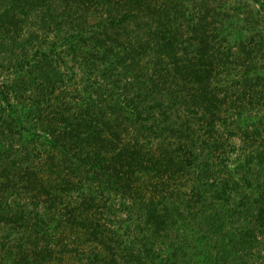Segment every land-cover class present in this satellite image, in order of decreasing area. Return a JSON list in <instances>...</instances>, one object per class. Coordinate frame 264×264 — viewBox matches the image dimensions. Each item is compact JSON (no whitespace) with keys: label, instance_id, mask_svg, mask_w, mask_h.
Instances as JSON below:
<instances>
[{"label":"trees","instance_id":"obj_1","mask_svg":"<svg viewBox=\"0 0 264 264\" xmlns=\"http://www.w3.org/2000/svg\"><path fill=\"white\" fill-rule=\"evenodd\" d=\"M183 1L0 0V66L14 74L0 75V264H183L171 236L192 217L224 228L251 212L264 226V27L222 49L221 11L203 0L187 19ZM112 37L122 49L96 63ZM88 40V97L68 105L54 85L78 68ZM120 67L126 83L105 103L95 74ZM39 71L48 112L20 97L35 92L28 79ZM169 79L184 84L165 87ZM183 116L202 134L184 138ZM199 158L175 197L171 171ZM199 231L210 259L213 237Z\"/></svg>","mask_w":264,"mask_h":264},{"label":"rangeland","instance_id":"obj_2","mask_svg":"<svg viewBox=\"0 0 264 264\" xmlns=\"http://www.w3.org/2000/svg\"><path fill=\"white\" fill-rule=\"evenodd\" d=\"M180 1L182 0H142L141 3L144 4V2H148L150 7L156 8L159 5L162 4L169 5V8L175 9L178 5H180ZM209 1V0H207ZM210 5H213L216 7L217 11H221L220 15L217 17L218 22L222 21L223 23V31L220 32L218 35V39L221 45L222 49H226L229 46H235L236 44H241V42L249 44L251 39H257L259 37L256 36L258 33L257 31L263 29L264 27V8L261 4V0H210ZM183 7L186 8V17L187 19H190L192 15L199 16V12L201 13L202 10H204L205 6L203 5V0H184L183 1ZM51 4V3H50ZM54 5V4H51ZM51 5H48L51 7ZM182 5V4H181ZM1 13V12H0ZM193 18V17H192ZM145 19V18H144ZM173 18H171L172 20ZM178 20V19H176ZM140 23H148L150 21L148 20H139ZM128 28L131 29L134 32V35L137 36L138 39H141L146 32H140L136 31L131 25H128ZM127 31V30H126ZM110 40L107 43V46L104 49H107L106 54H104V50L101 53H98V58L95 57L96 63L100 62L98 60L101 58L102 60L109 61L114 60L116 53L119 51V48L122 49V46H117V43L115 41ZM126 45L129 46V40L125 39ZM86 48L82 51V54L80 55V59L78 60V68L72 70L71 69H65L61 70L59 75L62 76L61 80L55 83L54 87L56 88V93L58 91H61V96H63V92L66 95L68 105H77L80 107L84 101L88 97V89L89 87V79L91 75L87 72L88 63L85 61L84 56L88 50L89 45L94 47V43L88 40L86 42ZM113 47V48H112ZM190 50V49H189ZM190 52V51H189ZM103 53V55H102ZM191 54V52H190ZM149 57V56H146ZM91 60L93 58H90ZM145 58L144 60H146ZM153 62H148L149 68L156 69L155 66H153ZM139 63L135 64V72H131V74L136 73V67ZM165 66V65H164ZM170 68H172L171 65H169ZM145 67V66H142ZM104 68V65H103ZM98 69V68H97ZM99 71H106L105 68L102 69L99 67ZM111 70V69H108ZM76 71V72H75ZM98 71V70H96ZM171 71V73L168 76H171L172 69L168 70V72ZM114 72V73H113ZM118 72V71H117ZM112 69L110 72L108 71L104 76L100 75V72L95 74V81L96 85L100 86L102 88V92L104 93L102 96L106 99L105 103L107 101L112 100V96L116 97L118 95V89L117 87L123 86L126 81L123 79L124 73L126 70L123 68H119V73H117ZM122 72V73H121ZM42 72L39 71L35 73L33 76H29L28 82L31 83L28 85L29 87L33 88L35 87V92L27 91L23 95L21 94V99L23 102L30 103V102H36L39 103L42 108H46V112H48L49 106L48 102H46V99L49 98L48 93H42L40 91H37L38 89H41L42 87H45L46 81L43 77L40 76ZM128 74V73H127ZM0 75L2 79H9L14 76L12 71L7 70V67H1L0 66ZM223 76V75H222ZM52 77V76H51ZM119 77V78H118ZM93 79V78H92ZM94 80V79H93ZM117 80V84H115V81ZM169 82L172 83V79H169L166 83L165 87H171V84H168ZM172 84L175 86H182L184 84V81H175ZM116 86V87H115ZM189 116H183V117H176L179 122L191 120L188 119ZM191 117V116H190ZM261 117V116H260ZM258 117L257 120L262 121L261 127L264 128V117L260 118ZM175 124V123H173ZM183 124V125H182ZM181 125L183 129L185 130L183 132L184 138L188 139V135L192 134L191 137L195 138L196 135H201L202 132L195 131L193 134V131H191L192 124L189 122H183ZM180 124L174 125V132L177 133L180 128H177ZM189 127V129H187ZM230 133L229 141H233L236 138V135H233L232 130H228ZM169 132V131H167ZM181 133V132H180ZM225 133V132H224ZM178 134V133H177ZM199 140V138H198ZM201 146L202 143L199 141V149L201 152ZM228 147V146H227ZM230 153V152H229ZM200 155V154H199ZM208 163H216L214 157H209ZM203 165L201 162V159L199 158V161L194 165L190 167H184L179 170H170L171 171V178L169 176L170 185H173L175 187L173 194L176 196H179V194H182L181 187L184 184L190 183L191 185V179L193 177H196L199 173V168ZM214 165V164H213ZM216 168V166H213ZM177 169V168H175ZM174 172V173H172ZM168 174V173H167ZM262 178V177H261ZM180 185V186H177ZM177 187H180L179 190H176ZM191 193V190L189 191ZM180 194V195H181ZM170 195V194H169ZM169 197V196H168ZM170 199V198H169ZM200 206V202H199ZM200 211V207H199ZM205 213V212H203ZM254 214L251 212H245L239 214V218L237 220L233 219L230 220V222H224L226 223L225 227H220L215 222H209V225L207 224V221H210L209 215L207 217H202V215H199L197 217H192L189 221V224L185 226L184 231L182 232H175L172 234L171 239H173V243L171 242V246H173V251H178L180 249V254H183L182 256V262L183 264H264V226H259L254 228L253 222L254 220L258 221V218L253 216ZM223 223V225H224ZM199 229L203 230H210V235L213 237V254L212 257L206 258L199 255L200 249V231ZM180 242H177L179 241ZM172 241V240H170ZM181 247V248H180Z\"/></svg>","mask_w":264,"mask_h":264}]
</instances>
